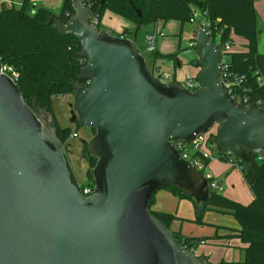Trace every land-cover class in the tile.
Here are the masks:
<instances>
[{"label": "water", "instance_id": "water-1", "mask_svg": "<svg viewBox=\"0 0 264 264\" xmlns=\"http://www.w3.org/2000/svg\"><path fill=\"white\" fill-rule=\"evenodd\" d=\"M73 8L67 24L49 25L76 37L86 61L71 107L95 131L84 143L97 160L94 194L84 199L72 183L53 115L25 102L0 61V264H204L150 210L168 185L197 205L210 198L209 180L172 141L192 143L217 126V152L247 164L249 153H264V106L224 88L222 46L206 24L193 36L192 92L156 77L134 40L100 31L91 6L73 0Z\"/></svg>", "mask_w": 264, "mask_h": 264}, {"label": "trees", "instance_id": "trees-1", "mask_svg": "<svg viewBox=\"0 0 264 264\" xmlns=\"http://www.w3.org/2000/svg\"><path fill=\"white\" fill-rule=\"evenodd\" d=\"M91 6L99 23L107 10L123 17L135 25L134 34L144 27L159 21H177L182 27L192 24L195 13L200 11L213 37L224 44L234 40L237 35L248 41V50L232 52L227 55L228 72L232 77H245V81L235 87V94L250 104L259 103L264 106V53L259 51V16L255 8L256 0H79ZM75 15L73 0H63L60 12L54 13L48 8L34 6L32 0H22L19 7L15 5L0 8V61L10 76L16 75V82L22 90L25 102L33 107L37 104L40 111L53 115V127L57 130L60 141L67 146L74 133L81 126H62L55 116L54 99L60 96H73L77 85L86 84L81 72L86 65L85 59L79 57L81 43L74 36L61 35L54 26L49 25L53 17L61 19L65 24ZM99 24L96 26L100 31ZM130 34L124 31L122 37ZM126 37V36H125ZM155 59L176 62L179 53L162 55L155 51ZM145 57V56H144ZM147 62V61H146ZM148 68L162 81L163 73L156 66ZM176 79L173 78L172 82ZM164 83V82H163ZM95 135V131L93 130ZM65 157L68 161L67 154ZM221 154L219 155V157ZM231 156L221 157L229 161ZM249 162L235 160L234 165L241 169L243 178L250 188L254 199L249 205H242L220 191L211 188L207 202L197 205L194 199L168 185L174 195L191 200L198 214L194 222L203 224V213L214 211L232 216L239 224L237 237L243 244L244 259L234 264H264V153L248 154ZM90 169L88 182L80 184L70 164L72 183L79 189L85 185L94 186L91 169L97 160L88 154ZM155 197L150 203V210L162 223L171 229L179 218L175 214L155 212L152 210ZM176 240L188 250H195L204 243L199 238L186 237L174 232ZM230 238V237H229Z\"/></svg>", "mask_w": 264, "mask_h": 264}, {"label": "crops", "instance_id": "crops-1", "mask_svg": "<svg viewBox=\"0 0 264 264\" xmlns=\"http://www.w3.org/2000/svg\"><path fill=\"white\" fill-rule=\"evenodd\" d=\"M0 1L1 2L5 1L8 6L15 5L14 0H0ZM32 1L35 6L48 8L57 14L60 12L63 4V0H32ZM21 4H22V0L20 2V5ZM255 8L259 16V22L262 21L264 23V0H256ZM99 25L104 27V30L101 31H106V32L110 31L114 36H118V37H122L124 31H128L130 34H126L125 35L126 38L134 40L137 43V45H139L138 44L140 37L139 35L143 28L134 34L135 25L132 22L124 19L123 17L115 14L114 12L107 10L104 13ZM190 25L193 27L187 29L188 25L182 27L181 24L177 21H169V22L159 21L158 23L154 25L152 24L147 27L146 36L151 32L157 31L161 35L157 40L156 50L159 51V53L162 55H169L178 52L179 56H181L182 53H188L190 51L189 49L187 50L182 49L181 44L183 38H185V36L188 35V38L190 39V41H192L194 33L198 28V27L196 28L195 25L199 26L200 24H190ZM168 34L170 36H168ZM178 38L180 41L179 47L177 43ZM233 39L235 41V45L232 48V52H245L248 50L247 40L237 35H234ZM178 59H179V63L177 62ZM178 59L176 60V62L175 61L170 62L169 60H167L169 61L171 66H173L174 69L173 74L170 73L168 74L165 72L163 73L167 74L170 78L171 77L175 78L177 82L183 84L185 83L186 80L196 78L199 73L198 70L199 68L195 66L193 68H191L190 66L189 67L184 66V60H181L180 57H178ZM198 60H196V62ZM207 171L219 181V184L221 186L220 192L222 191L226 192L222 194L227 198L242 205H249L253 201L254 196L243 178L241 169L236 167L231 162L222 159L220 156L209 164ZM155 197L156 198L152 206L153 211L175 214L179 218L178 220H175L172 224L171 229L174 232H180L182 234L181 230L179 229L182 228L184 221L190 220V218H188L187 216L184 217L182 213L178 212L181 206L185 207L184 210L190 213L191 217H193L192 215L194 214L195 215L198 214L196 207L190 201H188V199L180 198L174 195L173 193L169 192L168 190L163 189L159 191ZM166 202L171 203L173 205L172 207H174L175 210L172 211L167 210L168 208L165 207ZM223 229H225V231L221 235H227L225 237H230L231 240V241L225 240V242L228 241L231 242L229 243L230 244L229 247L234 249H239L240 252L238 253V255L235 256L236 258H234V260H230L228 262L223 260L221 263L234 264L239 261H242L244 259V248L246 247V244H243L241 240L237 237L238 230L240 229L238 222L235 220L233 227L226 226ZM216 236H219V231L217 232ZM208 264H214V263L208 262Z\"/></svg>", "mask_w": 264, "mask_h": 264}, {"label": "rangeland", "instance_id": "rangeland-1", "mask_svg": "<svg viewBox=\"0 0 264 264\" xmlns=\"http://www.w3.org/2000/svg\"><path fill=\"white\" fill-rule=\"evenodd\" d=\"M14 2H15V6L19 7L21 0H14ZM197 21L198 24H205L203 15H199ZM192 27L193 26L188 24L187 29H190ZM195 27L197 28L198 26L195 25ZM99 28L101 30H104L103 26H99ZM146 31H147V27H144L140 32L138 46L141 50V53L145 56L148 65L150 67L156 66L157 68L160 69L161 73L165 72L168 74L169 73L173 74L174 69L173 66H171V64L169 63V61L164 60L162 58L156 60L155 59L156 52L148 51ZM168 36L170 35L168 34ZM215 41L218 44L220 43V40L217 37L215 38ZM179 42L180 41L178 38L177 41L178 47H179ZM181 45L183 50L189 49L190 51L188 53H182L181 56L179 57L181 58V60H184V66L187 67L190 66L191 68H193L194 64L191 65L190 63L191 62L194 63L196 62V60H198V55L194 51V46H195L194 39L190 41L188 35H186L185 38H183ZM259 51L260 53H264V23L262 21L259 22ZM172 81H173V77H171L168 80L162 79V82L166 84ZM72 103H73V96H68L66 98L60 96L59 98L54 99V110H55V116L62 126H71L73 129H75L77 125L74 122L75 114L73 113V108L71 107ZM53 121L51 123L52 125H53ZM211 132L214 133L218 132V127L217 126L213 127L209 133ZM93 136H94L93 130H91L90 128L81 127L80 130L78 131V137L69 140L67 146L65 147V152L67 154L70 167L75 177L77 178V181L80 184H86L88 182L87 173L90 169V166L88 161V154L86 152V146L84 143L89 141ZM221 193H226V192L222 191ZM188 201H190L193 204L191 200ZM172 206L173 205L171 203L168 202L165 203V207L168 208L167 210L169 211L175 210L174 207ZM184 208H185L184 206H181L178 212L182 213L184 217L187 216L188 218H190V220L184 221L182 228H180L179 230H181L182 234L188 237L199 238L202 241H204V243L199 244V246L194 250L195 255L204 264H208V262H213L214 264H221L223 260L227 262L230 260H234V258H236L235 256L238 255L240 250L229 247L230 246L229 243L231 242L229 241L225 242V240H230V238L225 237L227 235H221V234L225 231V229H223L224 227L234 226L235 219L230 215H225L214 211H206L202 215L204 223L199 224L194 222L197 218V215L194 214L192 215L193 217H191L190 213L184 210ZM218 231H219V236H216Z\"/></svg>", "mask_w": 264, "mask_h": 264}, {"label": "built area", "instance_id": "built-area-1", "mask_svg": "<svg viewBox=\"0 0 264 264\" xmlns=\"http://www.w3.org/2000/svg\"><path fill=\"white\" fill-rule=\"evenodd\" d=\"M0 8H1V1H0ZM199 15H202V13L200 11H197L195 13L194 19H192L193 22L192 24H198L197 18L199 17ZM91 23L95 26L99 24V19L94 14L91 18ZM160 35L161 34L158 33L157 31L151 32L150 34L147 35L146 40H147L148 51L151 52L156 51L157 40ZM234 45H235L234 40H229L226 43L221 44L222 53H223L222 61L224 64L222 84L230 94L232 92L234 93L235 87L237 86L239 87L245 81V77H236V76L232 77L231 74H229L228 72L227 53L232 52V48ZM4 72L7 73L6 68H4ZM11 78L13 80H16L17 77L14 74L13 76H11ZM169 78L170 77L167 74L163 73L162 75L163 80H168ZM184 85L192 92L198 89L200 86L196 78L186 80ZM235 96L237 98L236 100L231 95L234 101L249 105V102L247 100L242 101V98L240 96H238L237 94H235ZM62 97L66 98L68 96L63 95ZM208 133L197 136V138L192 143H188L180 140L176 142L172 141V144L179 151L183 159L191 163L197 170H199L201 173L205 175V177L210 182V188H212L213 190L220 191L221 186L219 184V181L207 171L209 164L212 161L216 160L219 157L218 155H220L217 152L214 143V138L216 137L217 132L215 133L211 132L209 134ZM77 137H78V133H74L71 138H77ZM228 156H231L229 158V162L234 164L236 160L234 156L232 155H228ZM79 191L82 194L83 198L86 199L94 194V186L85 185L82 186L81 189H79Z\"/></svg>", "mask_w": 264, "mask_h": 264}, {"label": "flooded vegetation", "instance_id": "flooded-vegetation-1", "mask_svg": "<svg viewBox=\"0 0 264 264\" xmlns=\"http://www.w3.org/2000/svg\"><path fill=\"white\" fill-rule=\"evenodd\" d=\"M75 124H76V120H74Z\"/></svg>", "mask_w": 264, "mask_h": 264}]
</instances>
